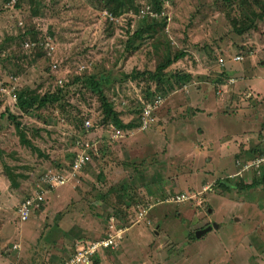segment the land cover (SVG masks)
I'll return each mask as SVG.
<instances>
[{
  "label": "rangeland",
  "instance_id": "1",
  "mask_svg": "<svg viewBox=\"0 0 264 264\" xmlns=\"http://www.w3.org/2000/svg\"><path fill=\"white\" fill-rule=\"evenodd\" d=\"M31 1L0 0V264H57L79 244L106 237L111 227L115 236L122 231L120 240L109 254L101 251L99 264H264V186L247 203L213 198L218 206L213 202L209 214L203 195L216 192L211 180L200 186L206 173L199 172L205 170L202 158L212 160L216 175L221 167L224 173L236 169L228 153H237V145L226 153L219 139L228 136L246 150L264 121V20L238 34L225 18L259 13L254 0H164L157 16L146 0H134L139 12L125 9L117 17L99 0ZM143 20L164 22L166 38L128 43ZM129 45L137 50L130 52ZM166 46L187 52L165 71L168 84L159 90L133 74L153 72ZM34 51L43 58L35 61ZM176 73L190 78L178 82ZM89 76L107 78L102 88L123 123L135 120L145 97L155 104L161 94L152 126L103 128L97 94L81 83ZM227 76L237 79L233 93L252 90L253 99L226 108L227 95L182 97L184 86L192 93L199 83L223 92ZM56 87L62 92L58 103L25 113L13 104L16 90L42 96ZM80 145H87L90 164L77 176L67 166L80 156ZM57 168L70 180L46 197L48 211L19 221L20 202L43 189L44 177ZM109 188L116 193L106 206L99 197ZM124 189L126 198H134L125 215L115 214L110 204ZM183 191L189 201L170 202ZM212 223L220 229L190 238Z\"/></svg>",
  "mask_w": 264,
  "mask_h": 264
},
{
  "label": "trees",
  "instance_id": "2",
  "mask_svg": "<svg viewBox=\"0 0 264 264\" xmlns=\"http://www.w3.org/2000/svg\"><path fill=\"white\" fill-rule=\"evenodd\" d=\"M34 3H36L35 0ZM31 1V2H32ZM229 2V0H226L225 3ZM254 3L256 5V7L259 10V13L254 12L253 10L250 11H246L242 18H237V19H232L229 20V15H225V18L232 24V27L234 29V31H236L238 34H242L244 32H248L251 29H254L256 27V24L260 21V20H264V0H254ZM99 4L102 5V9H106L108 10V12H110V14L114 15L115 17L119 16L121 13L124 12V10L129 9L132 10L134 13H138L139 12V5H135V1L134 0H99ZM144 4H146V6H151L152 7V11H154L157 16V14H161V10L163 8V4H164V0H149V1H145ZM148 11V10H147ZM251 15V17H250ZM163 26H164V22H157L155 20H150L149 22H146L145 20L140 21L137 24V27L135 29V31L133 32V34L131 35V39L128 40V43L132 42V40L135 39H141L143 37H146L148 39L152 40H157V39H165L166 38V34L163 32ZM35 36V35H34ZM34 36L32 38H34ZM160 36H165V37H160ZM167 40V39H166ZM168 44V43H167ZM129 50L130 52H135L137 50V48H133L131 47V45H129ZM164 52V57L161 60V62L158 63L157 67L154 69L153 72L151 71H135V73L133 74L135 76V78L139 79V80H145L146 83L148 82H153L155 84V88L161 90V87H164L168 84V81L165 77V71L171 66V65H175L176 63H178L179 61L183 60L184 57L186 56V52L185 50H181V51H176V52H171V48L169 46H166ZM44 53L42 52H38V51H34L33 52V58L35 61H37L38 59L43 58ZM22 57H26L24 54L21 55ZM8 58H14V57H8ZM50 70V69H49ZM180 73H176L174 75V77L177 78L178 82H185L187 81L190 77L189 75H183L180 76ZM94 79L93 77L89 76L87 78H85L81 83L93 90L98 97V101H99V108L101 109L102 112V119H101V125L104 127H107L108 124H113L116 128L121 129L122 132H128L130 130L136 129L140 127V117L142 115V110H143V105L145 103L148 104H153L152 99L154 97H145L144 101L145 103H141V107L138 108L137 111V115L134 121L130 122V123H123V121L120 119L119 114L113 109L112 107V103H110L107 100V97L104 93V90L102 88V83L107 80L106 77H103V79ZM57 90L51 91L49 92L47 90V92H45L46 94L40 96V95H36L34 92L30 91V89L28 88H22L19 90H16L15 93H13V97H14V106L17 110L21 111L22 113L28 112L29 110L33 109V108H45L47 107L49 104H54V103H58L60 101V98L62 97V92L59 88L56 87ZM161 95V94H160ZM154 101V100H153ZM143 102V101H142ZM7 120H9V118H12V120L14 122H16V118L15 117H11L10 114H8L6 116ZM83 121H80V125H83ZM15 127H18V125L16 124ZM91 130V128H90ZM85 132V131H84ZM86 133V132H85ZM74 158V157H73ZM73 159H71V162L69 163V165L67 166V169L71 168ZM84 168H82L81 170H79L80 173H82L84 170ZM64 169H60L57 168L56 169V173L59 174H63ZM9 172L11 174V169H9ZM78 173V172H77ZM76 173V174H77ZM12 176V180H13V184L15 183V179L14 176L11 174ZM78 176V174H77ZM102 179V178H100ZM222 185V184H221ZM14 187V186H13ZM223 189H229L231 188V185H228L226 183H224L222 185ZM238 188H240V186H237ZM15 188V187H14ZM43 188H46L43 187ZM246 188V187H244ZM250 188V187H249ZM41 190V191H40ZM42 188L39 189L36 193L37 194H42ZM127 189H124L123 192L121 194H117L116 197L114 198V203L110 204V206L112 207L111 211L115 212V214H121L125 215L124 212V206L126 205V202H128V204L130 205L133 198L131 196H128V198H126V195L128 194L127 192H125ZM54 190L48 189L47 193L45 195H43V199L39 204V207L37 209H35L30 216L28 217L27 220H29L30 217H32L37 211H41L42 213L45 212L44 209V202L46 197H48V195L51 194V192H53ZM111 191V192H110ZM109 192V194L107 193L106 196L104 197H99L100 202L104 203L107 206L108 204H106L108 202V200L113 197L115 190H113L112 188H109V190L107 191ZM116 193V192H115ZM36 194H34L32 192V194H27L24 199H29V198H33L35 197ZM24 199L22 201H24ZM22 201L20 202V204L22 203ZM127 204V205H128ZM48 210L46 209V212ZM110 216V215H108ZM26 220V221H27ZM24 221V222H26ZM191 239L195 240V236L191 235L190 236ZM80 246H83L84 244H79ZM74 252L75 249H74ZM111 252V250H105L104 253L105 254H109ZM74 253L70 254L67 258L73 256ZM102 255L97 254L93 260V264H99L100 263V259ZM67 258L65 260H60L57 264H64L67 261ZM35 262V261H34Z\"/></svg>",
  "mask_w": 264,
  "mask_h": 264
},
{
  "label": "crops",
  "instance_id": "3",
  "mask_svg": "<svg viewBox=\"0 0 264 264\" xmlns=\"http://www.w3.org/2000/svg\"><path fill=\"white\" fill-rule=\"evenodd\" d=\"M226 78H227V80L225 82L226 85L223 86L224 89L222 88L223 92H221V91L220 92H215V90L212 89V86H211L212 84L204 85V83H199V85L195 86L196 89H194L192 91V93H187L188 92L187 91L188 87L184 86V89H185L184 92L186 94H184L182 97H192V96L193 97H225L227 95L226 97H228V99L226 98V100H225L226 103L224 104V105L227 104V106H225L226 108H228L232 104H236V106H238L240 101L244 100L245 102H248V101L253 99V96L256 93L254 91H252V90H245L243 92L242 96H238L237 94L233 93L232 91H233V89L235 87V85H233V84H235L237 79H236L235 76H232V77L227 76ZM228 87L231 88V89H229ZM180 91H182V90H179L178 92H180ZM244 94H245V96H243ZM233 97H238V98H233ZM239 97H241V99ZM246 97H249V99L245 100ZM257 97H258V95H257ZM224 105L223 104L220 105V103H217V106H218L219 109L224 108ZM229 109H231L230 111H232V108H229ZM205 111H209V110L208 109H203L204 113H205ZM153 122H154V120H153ZM153 122H151L142 131L148 130L152 126ZM140 127H141V124H140ZM202 135H204V132L202 134L200 133L201 137H202ZM227 137L228 136H224L223 138H220L219 140H223V144L222 145L225 148V150H227L228 148L231 147V143L232 144L235 143V145H237L236 146L237 149H238L237 153H233V154L232 153H230V154L228 153L230 162L231 161L233 162L232 164H234L236 169L235 168L232 169V170L230 169L229 171L224 173V170L221 167V173L219 175H216L214 173L213 169L210 167V165H211L210 162H212L211 159H209L208 162H207L204 158L200 159L199 155L196 156L198 159L203 161V163H206V164H204L205 170L199 171L201 173H203V172L206 173L204 175L205 178H202V180L200 182V186L202 184V187H203V183L205 185V183L209 184V182H211V181L215 185V186L213 185V187H212V188H214L213 190L216 192V193L214 192L215 194L212 193L215 196L209 198L211 196L209 193L203 195V198H204V201H205L204 204L206 206L207 213H209V214L211 212V205L213 204V202H214V206H216V207L218 206L217 205L218 203L215 200H213V198L219 197V199L230 200L231 201V202H229L230 204L233 203V202H237V203H241V204L242 203H247V202H250V201H246V200H249L248 196L251 194V192H253V191L257 190V189L259 191H261V190H263V189H261V188H263L262 186H264V165L260 166V168L258 170H252V174H250L248 176H245V175L242 176L241 175V171H242L243 166L250 165L252 160L264 155V121L262 122V124L260 126V131L256 135H254L253 138L247 140L249 143H248V148L246 150L244 149V146L242 144H238L233 139H230L229 137L228 138ZM196 143H198L201 147H203V142L202 141L198 140ZM79 151L80 152L83 151V146L82 145H80ZM200 152H201V150L198 153H200ZM227 152H228V150L226 151V153ZM186 154H187V150H184L183 155L185 156ZM242 159H245V161H242ZM88 164H90V163H88ZM88 164L86 166H84L83 168L86 169ZM63 176L65 178V181H66L65 184H66L70 180L69 174H65V175L63 174ZM197 178L198 177H196L195 180ZM224 183H226L228 185H231L230 190L229 189H223L222 185ZM237 186H240V188H238ZM244 187H246V188H244ZM185 193L186 192L183 191V193H181V194H184L186 197H188ZM54 195L56 197L55 201L59 202L58 198H57L59 196L56 194V192L54 193ZM175 197H173L170 202L181 203V202L189 201V197H188V199H186L185 201L177 202V201H175ZM239 197H243V198H240L239 200H236ZM230 198H232L233 200H231ZM245 198H247V199H245ZM251 200H253V199H251ZM17 217H18V215H17ZM211 226L213 227V228H211V230L212 229L219 230L220 227H221L220 224H216V223H212ZM207 227H210V225L204 226V227H202V229H206ZM202 229H201V231H202ZM210 231H208V232H210ZM202 237L203 236H201V238ZM195 239H197V238L195 237ZM78 247H80V245L75 248V251H76V249ZM72 253H75V252L73 251ZM104 254L102 255L100 253V255H102L101 257H103ZM66 258L67 257L65 256V259ZM94 258H92V262H91L92 264H93ZM67 259H69V258H67ZM103 259H104V257H103ZM100 260H102V258Z\"/></svg>",
  "mask_w": 264,
  "mask_h": 264
},
{
  "label": "built area",
  "instance_id": "4",
  "mask_svg": "<svg viewBox=\"0 0 264 264\" xmlns=\"http://www.w3.org/2000/svg\"><path fill=\"white\" fill-rule=\"evenodd\" d=\"M234 60H241V58L235 57ZM220 62H222V60H220ZM154 102L155 104H146L142 110V115H141L142 130H144L151 122H153L152 113L154 109L162 102V98L157 96ZM114 131H116L117 135L120 133L115 129ZM85 148H87V145L83 146L84 152L82 151L80 156L76 155V157L73 158V162L70 169L74 174L79 172V170H81L84 166H86V164L90 163L89 162L90 157L88 155L87 149ZM194 148L197 149L198 146H194ZM262 165H264V155L252 160L250 165L243 166L241 175L248 176L252 174V170H258ZM43 181H44V185L47 186V188H43L42 190V193L45 195L48 189L55 190L59 187H63L65 178L62 173L59 174L53 172L46 175ZM35 194L36 195L33 198L31 197L29 199H24V201H22V203L18 207L17 214L19 221L21 222L26 221L30 216V214L39 207V204L42 201L43 197L42 194H37V193ZM186 199H188V197H186L184 194H180L175 197V201L177 202L185 201ZM111 228L112 230H108L106 237L101 238L98 241L91 242L89 244H84L83 246L78 247L76 249V252L73 254V256H71L64 264H92L91 263L92 258H94L97 254L101 253V251L104 252L105 250H111V251L114 250L116 248V242L120 240V235L122 231L118 229L116 232L118 234L117 236H115L112 233L113 227Z\"/></svg>",
  "mask_w": 264,
  "mask_h": 264
},
{
  "label": "water",
  "instance_id": "5",
  "mask_svg": "<svg viewBox=\"0 0 264 264\" xmlns=\"http://www.w3.org/2000/svg\"><path fill=\"white\" fill-rule=\"evenodd\" d=\"M211 227H207L206 229H203L202 231H198L195 235L196 238H200L203 236L206 232L210 231Z\"/></svg>",
  "mask_w": 264,
  "mask_h": 264
},
{
  "label": "clouds",
  "instance_id": "6",
  "mask_svg": "<svg viewBox=\"0 0 264 264\" xmlns=\"http://www.w3.org/2000/svg\"><path fill=\"white\" fill-rule=\"evenodd\" d=\"M235 57H239V56H235ZM234 57V58H235ZM234 58H233V61H240V60H234ZM241 58V57H240ZM223 61V60H222ZM157 96H159V97H161L162 98V96L160 95V94H158V95H156L155 97H157ZM163 99V98H162ZM148 104V103H147ZM122 132V131H121Z\"/></svg>",
  "mask_w": 264,
  "mask_h": 264
},
{
  "label": "bare ground",
  "instance_id": "7",
  "mask_svg": "<svg viewBox=\"0 0 264 264\" xmlns=\"http://www.w3.org/2000/svg\"><path fill=\"white\" fill-rule=\"evenodd\" d=\"M66 182V181H65ZM65 182H64V184H65ZM18 215V214H17ZM97 241V240H96ZM93 242V241H92ZM70 258V257H69ZM68 260V259H67Z\"/></svg>",
  "mask_w": 264,
  "mask_h": 264
}]
</instances>
